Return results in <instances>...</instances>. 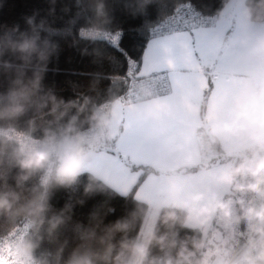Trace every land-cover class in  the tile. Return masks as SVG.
I'll return each instance as SVG.
<instances>
[{
    "label": "clouds",
    "instance_id": "obj_1",
    "mask_svg": "<svg viewBox=\"0 0 264 264\" xmlns=\"http://www.w3.org/2000/svg\"><path fill=\"white\" fill-rule=\"evenodd\" d=\"M171 2L123 0L133 17L157 5L158 22L143 25L150 33L169 22ZM85 3L79 39L116 46L123 29L106 0ZM205 19L214 22L204 28L207 63L264 58V0H221ZM26 23L0 25V264H264V64L234 94L185 90L190 119L171 132L177 108L147 78L129 85L126 73L92 72L68 99L46 87L58 45L42 36L44 22ZM85 54L111 60L100 48ZM121 112L141 131L126 154ZM81 183L75 200L52 204L55 190ZM97 197L87 224L73 219ZM116 198L130 207L106 222Z\"/></svg>",
    "mask_w": 264,
    "mask_h": 264
},
{
    "label": "trees",
    "instance_id": "obj_2",
    "mask_svg": "<svg viewBox=\"0 0 264 264\" xmlns=\"http://www.w3.org/2000/svg\"><path fill=\"white\" fill-rule=\"evenodd\" d=\"M189 2L204 13H212L220 7L221 0H172L167 11L171 13L174 7ZM114 17L116 26L123 29V35L116 46L109 43H90L79 39L78 29L85 23L90 12L86 9L85 0H0V25L12 27L19 25L20 30H26L28 17H34L35 22H44L49 31L42 32L58 45L57 53L51 57L44 84L52 88L65 99L74 96L72 84H85L88 74L96 71L111 73H126L130 60L140 61L149 39V31L143 27L144 22H158L157 5L148 7L146 16L133 17L125 10L123 0H106ZM70 33V34H69ZM100 48L107 57L102 63H94L90 54L92 49ZM107 83V81H105ZM211 86V85H210ZM208 87L210 89L211 87ZM126 89H121L122 94ZM144 177H140V182ZM82 192V183L73 189H57L52 198V204L60 208L70 198L75 200ZM101 197L88 200L83 206L74 209V220L88 223L89 213L97 205ZM115 212L107 217L106 222L115 220L124 214L130 205L122 199L111 201ZM63 235L71 239L70 229H64Z\"/></svg>",
    "mask_w": 264,
    "mask_h": 264
},
{
    "label": "snow or ice",
    "instance_id": "obj_3",
    "mask_svg": "<svg viewBox=\"0 0 264 264\" xmlns=\"http://www.w3.org/2000/svg\"><path fill=\"white\" fill-rule=\"evenodd\" d=\"M181 5L175 9L169 22L163 25V31L157 30L142 59L139 62L129 61L126 73L133 82L147 78L158 96L165 97L167 102L175 105L178 115L170 122L171 132L177 131L190 119L181 104L185 90L207 88V77L211 75L213 85H223L226 95L234 94L243 86L244 77L255 70L257 63L264 64V58L251 63L241 62L236 52L211 58V62L207 63L205 52L209 33L204 30L199 14L192 12L190 6ZM201 61H205L207 67L197 70V64ZM230 74L232 79L228 78ZM165 106V102H161V107ZM119 119L127 122V131L121 142L126 154L128 147L140 137L141 131L131 114L121 112Z\"/></svg>",
    "mask_w": 264,
    "mask_h": 264
},
{
    "label": "built area",
    "instance_id": "obj_4",
    "mask_svg": "<svg viewBox=\"0 0 264 264\" xmlns=\"http://www.w3.org/2000/svg\"><path fill=\"white\" fill-rule=\"evenodd\" d=\"M181 4H182V3H181ZM181 4H180V5H181ZM183 4H185V5H187V6H190L192 12H194V13H198V14H199L200 20H201V22L204 24L205 27H212V26H214V22L205 19V17L211 15V13H204V12H202L201 10H199L196 6H194L193 4H191V3H189V2H185V3H183ZM173 14H174V11H173ZM160 30L163 31V25L161 26ZM156 35H157V33H150V32H149V36H150V37H154V36H156ZM131 61H134V60H131ZM126 73H127V71H126ZM127 80H128V84L130 85V84L132 83V79H131V77H127ZM125 91H126V90H125ZM125 91H124V92H125ZM124 92L122 93V95L124 94Z\"/></svg>",
    "mask_w": 264,
    "mask_h": 264
},
{
    "label": "crops",
    "instance_id": "obj_5",
    "mask_svg": "<svg viewBox=\"0 0 264 264\" xmlns=\"http://www.w3.org/2000/svg\"><path fill=\"white\" fill-rule=\"evenodd\" d=\"M211 80H212V77H211V75H209V76L207 77V83H208V87L211 85L210 87L212 88L214 85L211 83ZM208 87H207V88H208ZM211 88H210V89H211ZM134 170H135V169H134Z\"/></svg>",
    "mask_w": 264,
    "mask_h": 264
},
{
    "label": "rangeland",
    "instance_id": "obj_6",
    "mask_svg": "<svg viewBox=\"0 0 264 264\" xmlns=\"http://www.w3.org/2000/svg\"><path fill=\"white\" fill-rule=\"evenodd\" d=\"M154 38H155V36H154V37H151V38L149 39V41H148V43H147V46H146V48H145L144 52L147 50V48H148V46H149V43H150V41H152ZM144 52H143V54H144ZM142 57H143V56H142ZM142 181H143V180H142Z\"/></svg>",
    "mask_w": 264,
    "mask_h": 264
}]
</instances>
